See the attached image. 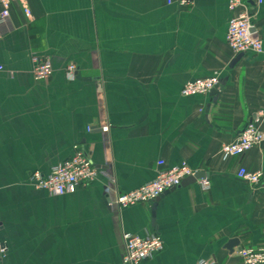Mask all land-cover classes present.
Segmentation results:
<instances>
[{
  "label": "crops",
  "instance_id": "1",
  "mask_svg": "<svg viewBox=\"0 0 264 264\" xmlns=\"http://www.w3.org/2000/svg\"><path fill=\"white\" fill-rule=\"evenodd\" d=\"M28 4L30 18L15 2L0 26V264H123L125 234L164 241L140 264H243L239 250L264 248V179L253 187L238 178L241 168L264 174V142L238 157L221 152L264 105V53L239 57L229 48V0H194L188 9L168 0ZM247 4L264 45V0ZM35 57L50 61L49 81L35 80ZM70 64L74 81L64 72ZM214 76L216 94H181ZM77 146L114 181L101 177L66 196L29 182ZM183 163L201 177L158 202L109 205L117 191Z\"/></svg>",
  "mask_w": 264,
  "mask_h": 264
},
{
  "label": "built area",
  "instance_id": "2",
  "mask_svg": "<svg viewBox=\"0 0 264 264\" xmlns=\"http://www.w3.org/2000/svg\"><path fill=\"white\" fill-rule=\"evenodd\" d=\"M18 2L23 8L25 15L30 18L31 10L28 0H0V26L6 25L11 17L12 5ZM176 2L180 8L188 9L193 5L194 0H168L169 4ZM262 4V0H259ZM228 9L233 17L229 22L227 32V44L235 56L246 53H264L263 41L255 34L253 17L254 12L248 6L247 0H229ZM33 75L37 82H47L53 75V68L49 60L35 57L33 60ZM2 71V68H0ZM78 68L74 64L65 67V74L69 81H74ZM220 84V78L214 76L207 79L188 82L182 89L181 94L185 97L205 96L210 94ZM264 104V101H263ZM264 116L263 110L260 111L245 126L238 139L223 146L221 152L225 158L242 156L254 147L264 142V133L259 128L260 119ZM90 131L92 128L89 129ZM102 132H109L110 127L101 128ZM160 167L165 166V162L159 163ZM198 172L192 170L187 164L162 169L159 171L155 181L144 185L132 192H116L114 199L109 197V205L118 208H128L137 204H150L161 199L165 194L180 188L183 183L193 178ZM104 177L114 181L108 170L97 168L90 160L87 153L80 147L75 148L74 156L54 167L49 176H44L40 171L34 172L30 176L29 182L38 190L48 192L51 196H66L75 194L79 187H86L94 183L99 178ZM238 178L247 184L256 187L264 179L262 172H251L241 168ZM204 190H209L211 182L207 179L200 181ZM125 253L123 264H140L163 252L165 244L158 235H147L145 237L125 234L123 237ZM1 254L6 252V247L0 250ZM243 264H264V248L241 249L238 252ZM198 264H215L212 260H202Z\"/></svg>",
  "mask_w": 264,
  "mask_h": 264
},
{
  "label": "water",
  "instance_id": "3",
  "mask_svg": "<svg viewBox=\"0 0 264 264\" xmlns=\"http://www.w3.org/2000/svg\"><path fill=\"white\" fill-rule=\"evenodd\" d=\"M239 57H241V55ZM219 89H221V83L211 92V94H216ZM201 175L202 174H197L195 177L189 178L186 181H190V182L196 181V180H198L201 177ZM159 200L160 199H158L156 202H158ZM155 208H156V205L154 206L153 212H155ZM0 231H1V228H0ZM237 246H239V241L237 239H235V240H232V241H230L228 243L227 249L230 252H232V250L234 249V247H237ZM3 248H5V245L0 242V250L3 249Z\"/></svg>",
  "mask_w": 264,
  "mask_h": 264
}]
</instances>
